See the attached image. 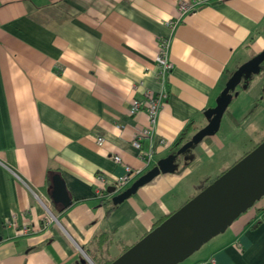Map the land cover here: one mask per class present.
Returning a JSON list of instances; mask_svg holds the SVG:
<instances>
[{
	"label": "crops",
	"instance_id": "1",
	"mask_svg": "<svg viewBox=\"0 0 264 264\" xmlns=\"http://www.w3.org/2000/svg\"><path fill=\"white\" fill-rule=\"evenodd\" d=\"M177 1L0 0V264H80L79 248L99 263L115 258L264 137L258 75L239 81L222 129L220 119L212 135L175 155L172 171L105 215L101 200L114 193L95 176L112 181L128 165L139 171L132 181L169 155L186 125L190 137L207 123L203 111L229 74L264 48V0H213L180 19ZM160 39L172 64L162 87ZM146 90L164 93L152 125L144 109L129 114ZM138 127L150 134L137 146ZM239 135L243 149L220 157ZM199 170L204 182L177 194ZM55 178L68 206L52 199ZM263 213L255 206L177 264H264Z\"/></svg>",
	"mask_w": 264,
	"mask_h": 264
},
{
	"label": "water",
	"instance_id": "2",
	"mask_svg": "<svg viewBox=\"0 0 264 264\" xmlns=\"http://www.w3.org/2000/svg\"><path fill=\"white\" fill-rule=\"evenodd\" d=\"M262 62L264 48L229 74L215 105L203 111V115L208 117L207 123L197 129L174 154L158 159L155 165L118 192H115L112 186H108L107 192L114 193L110 198L111 203L122 202L158 173L172 171V160L176 154L212 135L218 129L222 114L230 101L229 91L234 90L243 73H256ZM52 189L53 201L64 206L70 204L65 186L59 178L54 179ZM262 196H264V138L109 264H177L211 237L223 232L232 220ZM79 250L82 252V259L93 264L80 248Z\"/></svg>",
	"mask_w": 264,
	"mask_h": 264
},
{
	"label": "built area",
	"instance_id": "3",
	"mask_svg": "<svg viewBox=\"0 0 264 264\" xmlns=\"http://www.w3.org/2000/svg\"><path fill=\"white\" fill-rule=\"evenodd\" d=\"M213 0H178L176 5V15L177 19H180L183 15L194 11L201 5L208 4ZM168 24L172 25V21H169ZM168 41L166 39H160L157 41V68L155 71V77L157 81L160 83L161 87L164 84V80L170 69L172 68V64L168 58ZM164 96L163 92L154 93L151 90H146L140 95L139 98H135L131 102V106L129 109V114L136 113L137 111L144 109L148 118L150 125H152L155 121V117L157 111L161 105V100ZM150 134V128L147 127H138L134 131L133 135V144L138 146V141L142 137H147ZM97 145H102L104 143V139L102 137H97L95 140ZM151 156V152H146L142 156L146 160ZM114 162H120V158L118 155L114 154L111 157ZM142 158V159H144ZM124 174L118 176L114 180H107L102 175L97 174L95 179L102 183H108L109 186H112L115 192L120 191L124 188L125 185L129 184L133 176H135L139 171L138 169H134L128 165H123ZM138 177V176H137ZM50 221V217L43 219V223L46 224L48 220ZM24 227L22 231H24Z\"/></svg>",
	"mask_w": 264,
	"mask_h": 264
},
{
	"label": "rangeland",
	"instance_id": "4",
	"mask_svg": "<svg viewBox=\"0 0 264 264\" xmlns=\"http://www.w3.org/2000/svg\"><path fill=\"white\" fill-rule=\"evenodd\" d=\"M258 75H264V65L263 66H260V71L258 72V74H255V75H252V77H256V76H258ZM224 120H225V118H223V119H221V125H220V128L222 129L224 126ZM257 141V140H256ZM258 142V141H257ZM260 142V141H259ZM258 142V143H259ZM192 145H195V144H192ZM191 145V146H192ZM252 146V145H251ZM251 146L249 147V148H251ZM243 149V138L241 137V135H239V136H237L235 139H233L232 141H231V144H230V146H227L225 149H223L220 153H219V155H220V157L221 156H223V157H225V158H227V157H231V155L233 154V153H236V152H239L240 150H242ZM239 159V158H238ZM227 162H229V161H224V165H222L221 166V163H220V170H224L225 168H228L227 166H229V164H231V163H227ZM203 166H205V168H212V159L210 160V161H208V162H204V165ZM198 172H201V170H199V171H197V172H195L194 174H193V176L192 177H190V178H188V181H185L182 185H178L177 187H175V191L177 192V194L180 192V191H183V190H185V187L188 185H191L192 183L194 184H192V191H191V193L192 192H194V190H196L195 188H197L201 183H203L204 181H203V179H197L196 177H198L199 175H198ZM214 176H216V175H213V177ZM213 177H211V178H213ZM211 180V179H210ZM199 181V182H198ZM184 192V191H183ZM190 193V194H191ZM261 205H264V196H262V197H260L259 199H257L254 203H253V205L251 206V207H249V208H247L244 212H242V213H240L237 217H236V219L237 218H240V219H242V220H245L246 219V217L249 215V213H251L252 212V209L255 207V206H261ZM89 264V263H88Z\"/></svg>",
	"mask_w": 264,
	"mask_h": 264
},
{
	"label": "trees",
	"instance_id": "5",
	"mask_svg": "<svg viewBox=\"0 0 264 264\" xmlns=\"http://www.w3.org/2000/svg\"><path fill=\"white\" fill-rule=\"evenodd\" d=\"M264 65V62H262V63H260L259 64V66H258V68H257V71H256V73H254V74H251V73H243L242 74V76H241V79L240 80H242V79H245V78H248V77H252V75H255V74H258V72L260 71V66H263ZM240 85V82L236 85V87L237 86H239ZM236 87L234 88V90H232V91H229V93L231 94V93H233L234 91H235V89H236ZM192 130H193V127L192 126H190V124L189 125H186L182 130H181V132L177 135V137H176V139H175V141H174V143H173V148L175 149V150H173L170 154H174L175 152H176V149H178L182 144H184L186 141H188L189 140V138L190 137H188V134L190 133V132H192ZM264 138V137H263ZM262 138V139H263ZM261 139V140H262ZM246 153V152H245ZM244 153V154H245ZM243 154V155H244ZM233 164V163H232ZM231 164V165H232ZM227 169V168H226ZM224 171V170H223ZM222 171V172H223ZM222 172H220V173H222ZM219 175V174H218ZM217 175V176H218ZM217 176H215V177H217ZM214 177V178H215ZM214 178H212L211 180H209L207 183H209L210 181H212ZM190 198V197H189ZM101 202H102V204L106 207V211H105V215H108L113 209H114V207H115V205L116 204H112L111 203V200H110V198H108V199H106V200H101ZM171 213V212H170ZM169 213V214H170ZM169 214H167V215H165V216H163L161 219H159L158 221H156L154 224H153V226L151 227V228H153L154 226H156L158 223H160L165 217H167ZM261 219L264 221V213H263V215H262V217H261ZM129 247V246H128ZM128 247H125L124 249H123V251L125 250V249H127ZM122 251V252H123ZM90 257V259H91V261L93 262V264H109L114 258H112V259H109V260H107L106 262H102V263H99V262H97L96 260H94L91 256H89ZM81 261H80V264H88L86 261H84L83 259H80Z\"/></svg>",
	"mask_w": 264,
	"mask_h": 264
},
{
	"label": "bare ground",
	"instance_id": "6",
	"mask_svg": "<svg viewBox=\"0 0 264 264\" xmlns=\"http://www.w3.org/2000/svg\"><path fill=\"white\" fill-rule=\"evenodd\" d=\"M193 233V231H191V234Z\"/></svg>",
	"mask_w": 264,
	"mask_h": 264
}]
</instances>
